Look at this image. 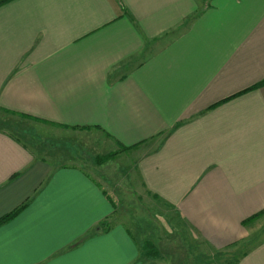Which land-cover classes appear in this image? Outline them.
Wrapping results in <instances>:
<instances>
[{"label": "crops", "instance_id": "0c3cea01", "mask_svg": "<svg viewBox=\"0 0 264 264\" xmlns=\"http://www.w3.org/2000/svg\"><path fill=\"white\" fill-rule=\"evenodd\" d=\"M262 81L264 0H0V112L132 152L139 188L217 260L264 215ZM16 210L0 264H141L99 180L0 129V220ZM233 264H264V238Z\"/></svg>", "mask_w": 264, "mask_h": 264}, {"label": "rangeland", "instance_id": "374dc122", "mask_svg": "<svg viewBox=\"0 0 264 264\" xmlns=\"http://www.w3.org/2000/svg\"><path fill=\"white\" fill-rule=\"evenodd\" d=\"M0 129L13 132L53 166H80L99 180L115 201L114 220L127 224L139 241L141 264H233L246 247L264 238L262 215L250 240L223 260L214 259L209 250L195 243L190 251L188 236L192 233L184 220L143 193L135 172V155L113 145L101 131L40 123L4 112H0ZM198 252L201 256H196Z\"/></svg>", "mask_w": 264, "mask_h": 264}, {"label": "trees", "instance_id": "16d2710c", "mask_svg": "<svg viewBox=\"0 0 264 264\" xmlns=\"http://www.w3.org/2000/svg\"><path fill=\"white\" fill-rule=\"evenodd\" d=\"M262 84H264V81L258 83V84L255 85V86H259V85H262ZM4 113H7V114L12 115V116H19V117L24 118V119H32V120H35V121H41V120H38L37 118H35L34 116L27 115V114H20V113L13 112V111H9V110H5ZM42 122H43V121H42ZM9 133H11L12 136H14L15 138L18 139V137H16V136L14 135L13 132H9ZM19 209H20V208H19ZM17 211H18V210H16L15 212H13V213H11V214L5 216V217L2 218L0 221L7 220V219L11 218L13 215L16 214ZM110 226H111V224H110L108 221H103V222H101V223L99 224L98 227H99L101 230H107Z\"/></svg>", "mask_w": 264, "mask_h": 264}]
</instances>
